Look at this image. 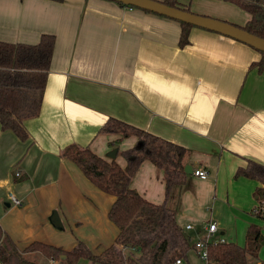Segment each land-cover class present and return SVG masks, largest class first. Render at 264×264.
<instances>
[{
    "label": "crops",
    "instance_id": "crops-1",
    "mask_svg": "<svg viewBox=\"0 0 264 264\" xmlns=\"http://www.w3.org/2000/svg\"><path fill=\"white\" fill-rule=\"evenodd\" d=\"M181 2L195 14L238 26L249 19L244 11L229 12L238 23L219 15L212 0ZM43 35L55 36L56 43L39 107L34 92L0 89V105L29 133L22 142L0 124V227L16 245L23 250L41 242L69 251L84 241L63 236L68 228L108 222L115 198L63 152L70 145L88 147L125 168L126 160L112 153L134 147L137 139L100 133L117 119L185 147L186 165L209 173L207 180L188 175L166 201L165 173L146 161L132 189L153 204L166 202L182 228L206 231L215 222L226 244L242 246L233 231L257 183L235 173L248 161L264 166V71L253 67L260 54L201 28L192 29L190 45L181 48L178 21L109 0H0L1 42L36 45ZM11 194L21 206L11 203ZM215 209L216 219L207 223ZM222 210L230 213L228 220ZM54 211L63 230L50 221ZM110 223L115 235L105 249L98 243V254L118 236ZM242 224L245 236L251 224Z\"/></svg>",
    "mask_w": 264,
    "mask_h": 264
},
{
    "label": "trees",
    "instance_id": "trees-1",
    "mask_svg": "<svg viewBox=\"0 0 264 264\" xmlns=\"http://www.w3.org/2000/svg\"><path fill=\"white\" fill-rule=\"evenodd\" d=\"M220 1L230 3L248 14L249 19L244 26H235L264 39V0ZM160 2L191 12L189 5L183 4L181 0ZM178 22L181 25L179 46L185 48L190 45L192 29L197 27ZM55 43L56 37L53 35H43L36 45L0 41V89L34 92L37 94L38 108L47 86ZM257 52L261 58L253 67L262 72L264 53ZM0 124L4 131L13 132L22 142L29 139L23 120L1 105ZM131 131L133 134H130ZM100 133H121L124 138H130L131 135L137 138L134 147L120 152L127 163L125 168L116 161L103 159L88 147L78 145L68 146L63 157L76 164L98 189L115 198L108 214L109 220L118 229L114 244L99 254H95L84 242H79L69 251L41 242H34L21 250L0 227V264H39L28 257L31 253H40L47 260L60 261L62 264H175L177 260L185 259L194 248L191 237L178 224L176 210L169 208L166 202L156 205L147 201L131 187L141 165L149 161L165 173L167 201L176 187L186 183L188 175L185 173V161L188 150L117 119H109ZM235 176L257 183L253 193L256 207L252 213L264 219V166L248 161L245 167L237 170ZM263 243L261 229L251 224L246 230L242 246L234 243L210 245V264H251V261L258 260Z\"/></svg>",
    "mask_w": 264,
    "mask_h": 264
},
{
    "label": "rangeland",
    "instance_id": "rangeland-1",
    "mask_svg": "<svg viewBox=\"0 0 264 264\" xmlns=\"http://www.w3.org/2000/svg\"><path fill=\"white\" fill-rule=\"evenodd\" d=\"M212 1L214 2L213 3V9L216 8V11L218 12L219 15H225L226 17H229V19H231L232 21H237V23H238V19L233 18V16L231 14H229V12L233 11L237 14L245 15V13L243 11L239 10L238 8H236L235 6H233L231 4L224 3L222 1H215V0H212ZM228 23L234 24L232 22H228ZM234 25H236V24H234ZM130 134H133V132L131 131ZM110 135H115V136H119L121 138H124V136L121 133L110 134ZM130 138H136V137L134 135H131ZM114 153H112V158H114ZM117 156H121L120 153H118ZM246 196L247 197H246V202L244 204V212H242V215L239 217L241 219V221L237 222L236 230L233 231L234 237L238 241L235 243H240L242 245H243L244 234L240 233V229L243 228V224H242L243 221H248L250 224H255V225L259 226V228L261 229L262 235L264 237V219H260L252 213V208L254 207V201H253L252 194H246ZM107 197H109V196H107ZM108 207L109 206H107V208ZM216 212H217L216 209L214 211L209 210V215L207 216L208 217L207 223H209V221H213L214 219H216L215 218ZM222 216L225 217L227 220H228V218L231 217L230 213H228L227 211L225 213L224 210H222ZM106 220L108 222L104 221L101 227H99L97 224H93L91 221H89V222L83 224L82 226H80L78 228V231H77V226H71L70 228H68L66 230V232L63 234V236H67L68 238L71 237L75 240H77V239L83 240L87 244V246L95 254H98V252L100 251V249L97 248L98 243H100L102 245L101 249H105L104 247H106L105 244H106V242H108V240H109L108 238L110 236L114 237L115 232H116L115 227H113L109 221L108 215L106 216ZM191 235L192 236H190V237H191L192 245H194L200 239L205 237L207 235V232L205 231L204 226H199L198 228L194 227L193 231H191ZM213 239L217 240V239H221V237H220V235L217 234L213 237ZM126 253H127V250H126ZM260 253H261L260 258L263 260L264 259V243L261 247ZM35 254L37 255V257H36V255L28 256V257L32 260L37 261L39 264H49V261L43 255H41L40 253H35ZM54 261H56V260H54ZM183 263L184 264H207L206 262H204L202 260L201 256L199 255V253H197L194 250V248H192V250L189 251V253L187 254L186 258L183 259ZM50 264H52V263H50ZM55 264H62V263L60 261H56ZM82 264H84V262H82ZM251 264H262V263H260V261L258 259L256 261H251Z\"/></svg>",
    "mask_w": 264,
    "mask_h": 264
},
{
    "label": "water",
    "instance_id": "water-1",
    "mask_svg": "<svg viewBox=\"0 0 264 264\" xmlns=\"http://www.w3.org/2000/svg\"><path fill=\"white\" fill-rule=\"evenodd\" d=\"M122 3L126 6L135 7L140 10L149 11L160 16H164L176 21H180L197 28H201L207 31L218 33L222 36L231 38L240 43H243L256 51L264 53V39L258 38L243 29L230 24L225 21H221L208 16H202L192 12H186L177 8L169 7L160 1L156 0H111ZM118 155V151H115L114 158ZM187 175H192V167L187 165L185 168ZM52 225L58 229L63 230L64 225L57 211H54L50 219Z\"/></svg>",
    "mask_w": 264,
    "mask_h": 264
},
{
    "label": "built area",
    "instance_id": "built-area-1",
    "mask_svg": "<svg viewBox=\"0 0 264 264\" xmlns=\"http://www.w3.org/2000/svg\"><path fill=\"white\" fill-rule=\"evenodd\" d=\"M196 178H199L200 180H207L209 178V173L206 170L203 169H197L193 170L192 173ZM20 173L17 174V177H20ZM11 203L14 206H21L22 202L14 195H10ZM186 231H191L194 229L192 225H187L184 228ZM207 235L200 239L198 242L194 244V250L199 253L202 260L206 262L207 264H210V258H209V247L210 245H218V244H224L223 239H217L214 240L213 237L218 233V224L215 222H210L207 225L206 228ZM52 264H55V261H51ZM175 264H184L182 259H179L175 262Z\"/></svg>",
    "mask_w": 264,
    "mask_h": 264
}]
</instances>
